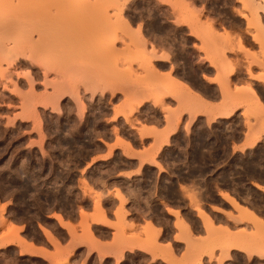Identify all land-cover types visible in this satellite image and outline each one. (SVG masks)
<instances>
[{
    "label": "rangeland",
    "instance_id": "374dc122",
    "mask_svg": "<svg viewBox=\"0 0 264 264\" xmlns=\"http://www.w3.org/2000/svg\"><path fill=\"white\" fill-rule=\"evenodd\" d=\"M240 1L0 0V248L14 245L0 264H104L96 223L149 248L142 210L170 198L205 236L181 222L184 252L168 264H223L230 240L264 264V143L236 146L245 126L264 131V0ZM176 175L180 191L166 184Z\"/></svg>",
    "mask_w": 264,
    "mask_h": 264
},
{
    "label": "crops",
    "instance_id": "0c3cea01",
    "mask_svg": "<svg viewBox=\"0 0 264 264\" xmlns=\"http://www.w3.org/2000/svg\"><path fill=\"white\" fill-rule=\"evenodd\" d=\"M247 68V66H246ZM255 74H258L259 71H255ZM237 73L235 74V76ZM254 88L256 89L258 95L263 97L264 99V87L260 86V83L253 82ZM260 86V87H258ZM252 97V96H251ZM253 99V97H252ZM239 114L241 115L242 112L238 109H235L234 116ZM226 117L225 115L220 116L219 120H224ZM220 122V121H219ZM218 122V123H219ZM253 124V120H252ZM258 128H254L252 130H249L248 126H245L244 135L241 140L236 142L237 147H243L246 154L249 152H252L256 147H258L261 143H264V131L259 133V140H257L256 135H253V131H258ZM252 131L251 137L249 138V132ZM261 131V130H259ZM257 143L256 147H253L250 143ZM167 149V148H166ZM108 150H104L102 153V156H105ZM109 160L107 159H101L99 162L104 164L108 163ZM127 166L130 169H127L125 172L132 174V177H134L135 180H140V178L143 177L142 175L135 174L136 170L139 167V164L137 162H134L133 159L128 160ZM115 166V165H114ZM113 165L106 166L107 168H114ZM151 168L154 169L155 175H154V183L157 182L158 177L163 178L165 175L158 171L157 167L155 165H149ZM176 167H183L182 164L177 163L175 165ZM103 167V165H102ZM143 168H146V166H143ZM119 174V172H116ZM134 174V175H133ZM177 181H166V184H176L177 190L180 189V182L182 181L183 177L176 175ZM182 177V178H181ZM114 183H122V180L117 178ZM264 187V186H263ZM177 200H174L173 198L168 199V202L170 203V207H165L160 205L154 208L149 209H143L142 215L147 217V219H142L141 226H147L146 223L149 222L150 225L153 227L152 234L154 235V241L153 244L146 248L143 246V243L140 242H132V244L125 245L122 243V241L115 242V233L112 226L108 225L107 223H96L92 225L91 230L94 231V233L98 236V243H95L97 247L96 251H93L91 253L92 258H101L104 264H136V263H144V264H168L167 259L171 260H180L182 258L183 252H184V244H185V236L184 239L179 233L178 225L183 222V224H188L192 227L194 230V233L199 235V231L202 232V237L205 236L204 229L200 227V220L198 219L197 213H192L190 215L187 210L181 208L178 205H174ZM222 203V201H220ZM219 202V203H220ZM114 211V209L112 210ZM61 215L64 217V221L68 219V216L65 212L60 211ZM206 213L212 215L214 217V227L216 229L228 227L230 231H234L233 223L230 221L228 222L226 219L222 218V216L218 213L206 211ZM141 213H133L132 217L139 216ZM8 218H11L8 214H6ZM48 217V216H47ZM50 218H53L52 215L49 216ZM11 221L15 224H18L20 226L23 225V222H16L11 218ZM71 221V220H70ZM81 214L79 209L76 211V216L74 220L71 221L72 225L76 226L79 223H81ZM59 225V223H57ZM199 225V226H198ZM227 225V226H226ZM60 226V225H59ZM108 234V237L104 236V234ZM70 241V238L69 240ZM69 243V242H68ZM225 246H229L230 250H228L229 257L224 260L223 264H249L248 259L246 257V254L240 250L237 249V243L234 240L228 241V244ZM243 246V245H241ZM14 247L13 244L5 245L3 248H0V258L2 256L7 257L8 253L7 251L9 249H12ZM87 245H77L74 247L75 256L78 257L83 253V251H86ZM18 248V247H17ZM44 248V246L41 245H35L33 247L34 250L37 252L41 251V249ZM85 248V249H84ZM18 257H21L20 260L22 261L25 253L23 254L20 251L17 250ZM36 256L34 259L36 260H43V257ZM12 258V256H11ZM18 259V258H17ZM12 260V259H11ZM13 262V261H12ZM210 260L208 257L204 258V264H210ZM13 264V263H11ZM212 264H216L213 262Z\"/></svg>",
    "mask_w": 264,
    "mask_h": 264
},
{
    "label": "bare ground",
    "instance_id": "6f19581e",
    "mask_svg": "<svg viewBox=\"0 0 264 264\" xmlns=\"http://www.w3.org/2000/svg\"><path fill=\"white\" fill-rule=\"evenodd\" d=\"M238 1H239V0H238ZM241 1L244 2V1H246V0H244V1L241 0ZM241 1H240V2H241ZM249 1H250L251 3H254V2H255V0H248V2H249ZM250 5H251V4H250ZM43 6H44V5H43ZM186 7H187V6H186ZM259 8L262 10V13H264V4H263V6H261V7H259ZM126 22H127V21L124 20L123 23H126ZM125 25H128V23L125 24ZM125 25H124V26H125ZM125 27H126V26H125ZM138 35H141L140 32H139ZM140 37H141V36H140ZM102 49H103V48H102ZM139 52H140V51H139ZM140 54H141V52H140ZM142 55H143V54H142ZM250 56H251V55H250ZM223 57H224V56H223ZM142 58H144V57H142ZM146 60H147V59H146ZM147 62H148V61H147ZM149 64H150V63H149ZM183 64H184V63H183ZM197 69H198V68H197ZM189 71H190V70H189ZM216 71H217V70H216ZM184 72H185V71H184ZM184 72H183V74H184ZM186 72H187V71H186ZM153 73H154V72H153ZM191 73H192V72H191ZM186 75H188V78H189V79L191 78V77H189V75H190L189 72H188V74H186ZM188 78H187V79H188ZM238 79H239V78H238ZM238 82H239V81H238ZM209 91H210V90H209ZM204 93H205V92H204ZM191 94H192V93H191ZM205 94H206V93H205ZM195 96H196V95H195ZM203 96H204V95H203ZM205 96H207V95H205ZM247 98H248V97H247ZM203 101H205V100H203ZM203 101H202V102H203ZM203 103H205V102H203ZM203 105H205V104H203ZM215 107H217V106H215ZM220 113H222L221 115H223V116H224V114H225V113H223V112H220ZM221 115H220V116H221ZM228 115H229V114H228ZM228 115L226 114V116H228ZM202 160H203V159H202ZM183 162H184V161H183ZM181 178H182V177H181ZM212 181H213V180H212ZM186 183H187V182H186ZM258 189L261 190V191L264 190L262 187H258ZM188 250H189V249H188ZM189 253H190V252H189ZM261 256H262V255H261ZM262 257H263V256H262ZM191 261H192V260H191ZM176 263H177V262H176ZM195 263H197V262H195ZM198 263H199V262H198ZM188 264H189V263H188Z\"/></svg>",
    "mask_w": 264,
    "mask_h": 264
},
{
    "label": "flooded vegetation",
    "instance_id": "af4514ba",
    "mask_svg": "<svg viewBox=\"0 0 264 264\" xmlns=\"http://www.w3.org/2000/svg\"><path fill=\"white\" fill-rule=\"evenodd\" d=\"M185 172V171H184Z\"/></svg>",
    "mask_w": 264,
    "mask_h": 264
}]
</instances>
